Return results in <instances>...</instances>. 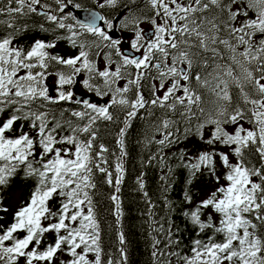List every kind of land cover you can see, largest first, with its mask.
Returning a JSON list of instances; mask_svg holds the SVG:
<instances>
[{
	"label": "snow or ice",
	"instance_id": "snow-or-ice-1",
	"mask_svg": "<svg viewBox=\"0 0 264 264\" xmlns=\"http://www.w3.org/2000/svg\"><path fill=\"white\" fill-rule=\"evenodd\" d=\"M137 127L150 264H264V0H0V264H128Z\"/></svg>",
	"mask_w": 264,
	"mask_h": 264
},
{
	"label": "trees",
	"instance_id": "trees-1",
	"mask_svg": "<svg viewBox=\"0 0 264 264\" xmlns=\"http://www.w3.org/2000/svg\"><path fill=\"white\" fill-rule=\"evenodd\" d=\"M81 3L87 4L89 0H80ZM139 132V128L133 132L129 138V152L130 155L126 162L127 175L125 183L122 188V199H123V228L126 236V247L128 253V264H150L151 254V239L148 236V225L147 221V204L144 202L140 193L136 190L135 179L140 171H144L146 189L152 196L153 200L156 201L157 195H159L160 187V169L158 166L153 164L150 167L141 168V160H146L148 151L142 150V147L137 144L136 135ZM106 187L102 190L101 194V227L105 233V242L107 246L108 242V224L107 222L112 219L108 215L106 209L108 208V201L106 199L107 194ZM173 198H178L180 195V181L177 178L175 185V191L171 194ZM158 204L159 201H156ZM158 216L163 213L158 207L156 209ZM162 246V245H161Z\"/></svg>",
	"mask_w": 264,
	"mask_h": 264
},
{
	"label": "water",
	"instance_id": "water-1",
	"mask_svg": "<svg viewBox=\"0 0 264 264\" xmlns=\"http://www.w3.org/2000/svg\"><path fill=\"white\" fill-rule=\"evenodd\" d=\"M80 15H81V18H83L82 16L84 15V13H81Z\"/></svg>",
	"mask_w": 264,
	"mask_h": 264
}]
</instances>
